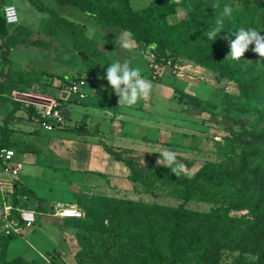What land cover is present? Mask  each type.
I'll return each instance as SVG.
<instances>
[{"label": "rangeland", "instance_id": "obj_1", "mask_svg": "<svg viewBox=\"0 0 264 264\" xmlns=\"http://www.w3.org/2000/svg\"><path fill=\"white\" fill-rule=\"evenodd\" d=\"M40 1L46 6L53 9L54 7L56 8V5L51 0ZM132 2V8L137 10L152 5L154 0H132ZM0 3L13 5L19 18V24L8 28L7 36L2 38L0 70L7 67L2 60L3 53L7 49L6 59L10 63L12 71L45 73V75H30V77H37V80L30 84L27 89L12 91L11 93L6 92L4 97L35 105L38 108L40 107V111L43 112L44 108L52 103V98L56 99L58 95L66 103L76 106L72 110H76L77 107L78 110L81 109L82 106L75 103L77 96L68 90L69 83L73 79L80 77L86 79L85 75L88 77L89 70L95 67V60L108 59V57L113 55L114 51H118L120 46L117 44H121L118 37L123 31L117 28L99 26V34L95 38L97 46L93 49V45L91 46L89 42L81 44L83 49L81 51L87 55V61H83L78 54L80 50L76 49L71 36L62 30L57 23L51 21L48 15H41L30 5L28 0H0ZM206 5L217 15V19L223 24L227 32V56L230 54V42L236 38L239 28H254L260 32V35L264 36V0H206ZM226 5L232 8L230 15L224 14ZM59 10L64 12V10L58 9L59 13H61ZM71 11L68 12L70 21L76 24H87L86 21L90 17L77 8H71ZM184 17H186V13L179 9L175 16L168 18V22L170 24L176 23ZM5 40L6 46H3L2 44ZM133 49L138 55L141 54V50L144 52L147 50L146 48L138 47L135 43H133ZM253 49L254 45H250L249 50L245 52L241 60H233L238 64L239 70L242 72L241 80L243 84H247L254 79L260 80L263 87L259 88L254 96L249 97L243 93H240L239 96L237 83L217 76L212 77L210 73L207 74L200 71L188 73L190 77L185 78L188 85L186 88L187 94L199 100L204 114L193 111L188 112L189 114L182 112L183 122L180 125L181 127H179L180 131H177L182 137L179 140L176 139V142L171 143V145H153L150 148V156L139 162L138 168L147 175H149L147 169L155 165H166V168H168L169 166L166 162L159 158L158 155H162L165 150H169L175 152L177 157L188 161V166L185 167L186 170L184 172H197L206 164L207 171L214 175H218L223 171L235 174L241 163V156L244 151H253L257 154L248 160V168L255 171L253 175L248 174L249 180L258 181L255 187L252 185L250 188H243L235 180H232V182L224 185L219 190L213 189V192H216L215 194H211L209 190L208 193L211 200L197 199L187 202L185 208L190 211L204 214L213 208L227 207L231 201H241L247 209L239 211L229 210L227 213L229 217L237 219L244 217L255 218V216H260L264 213V189L262 188L264 184H260L261 178L264 176V58L259 57ZM120 50L117 53H120ZM144 55L149 56V54ZM145 56H140L141 58L138 60L139 66H147L148 59ZM91 57H94L93 60ZM111 59L114 62L120 61L119 58L113 56ZM103 76H95L94 83L99 84L98 87H102L99 90V94L95 95V97L90 95L88 91L89 85L86 83L83 89L86 95L84 103L89 104V99L91 98H97L104 103L108 98L112 97L111 87L106 77ZM55 77L61 79L60 84L58 83L59 79ZM63 78L67 81L62 80ZM2 83L3 80L0 79V85ZM57 85L61 88H55ZM175 97L178 98L176 95ZM11 107L9 102H2L0 99V127L7 121V115ZM7 127L12 130V140L17 138L32 140L35 136L32 134L33 132L42 135L46 134L42 133L38 123L32 120L25 111L17 112L14 115V119L7 121ZM63 127L58 126L56 129H63ZM42 135L41 137H43ZM254 136H262L263 138L256 139ZM52 148L50 150L53 153L65 156L60 152L59 146L57 147L54 144ZM19 151L17 149V152ZM15 161L23 163L24 158L18 154L16 159H14ZM177 163L181 164V162ZM23 166V170L17 177H21L27 182H34L37 167L27 165V163ZM175 166L174 164L170 167ZM171 175L173 176L174 174ZM167 176L168 174H166ZM0 178H6L9 184L15 181V179L2 172H0ZM151 179L149 178L150 181ZM152 187L146 190L140 185H134L133 191H131L120 183L118 186L119 190L129 191L127 194L118 193V195L127 196L133 200L158 204L160 207H176L181 204V199L176 196L172 187L163 188L160 185H152ZM254 188L257 189L254 190ZM39 191L42 195H51L45 188H39ZM77 199L82 204H86L91 200V198L83 197H78ZM26 201L20 198L22 208H32L34 203H36L30 200ZM76 201L75 199L71 203L75 205ZM29 203H31L32 207H29ZM126 207L115 206L112 202L107 203L104 201L99 209L100 215L98 216V228L96 231L80 227V220L64 221L48 215L32 217L33 231L42 226L56 227L60 231L61 238L57 240V244L53 248L44 253L25 255L23 257L25 264H144V257H147L145 249L147 243L145 241L136 237L131 242V236L117 238L108 232L112 226H117V221H120L118 222V227L121 229V226L128 223L129 219L134 223L139 220V214L135 212L136 207L131 208V214H128L129 212L125 214ZM99 217L102 224H100ZM129 233L137 235L135 224L130 226ZM1 236H3V233L0 227ZM15 238H18V236H15ZM16 240L14 241L16 242ZM133 242L134 245H132ZM24 248L25 246L16 243L9 251V259L16 254L22 253ZM237 259L247 263L257 262V256L253 254L223 250L218 256V264H234Z\"/></svg>", "mask_w": 264, "mask_h": 264}, {"label": "trees", "instance_id": "obj_2", "mask_svg": "<svg viewBox=\"0 0 264 264\" xmlns=\"http://www.w3.org/2000/svg\"><path fill=\"white\" fill-rule=\"evenodd\" d=\"M58 6H69L79 9L90 17L97 25L104 28H117L123 32L130 31L133 34L134 43L140 48H148L152 55L154 66L161 67L170 63L174 64L180 58H184L199 67L205 68L216 76L237 83L240 93L246 96H254L259 88L263 87L259 79L242 83V72L238 64L227 56V32L223 24L217 19V15L206 5V0H154L153 4L134 10L129 0H54ZM39 13L46 14L57 25L68 33L73 39L77 50H83L79 45L81 29L78 25L60 16L54 9L46 6L40 0H28ZM2 3H0L1 5ZM181 9L186 17L176 23L170 24L169 17H173ZM220 22L221 33L215 40L208 39V32ZM7 27L0 18V36H7ZM6 40L2 44L6 46ZM156 47L152 48L151 45ZM1 46V42H0ZM8 50L3 53V62L7 65L0 70V99L9 102L11 110L7 115V121L14 119L19 111H25L28 116L39 123L43 119L41 109L35 105L25 104L4 97L6 92L22 91L37 80L30 75H45L44 72L23 73L12 71L10 63L6 59ZM148 78L149 73H147ZM57 78V77H55ZM59 79V78H57ZM61 80V79H59ZM66 80V79H62ZM67 81V80H66ZM178 100L185 105L203 110L200 102L194 96L179 93ZM78 101V99H76ZM57 108H60L62 100L57 99ZM7 121L0 127V149L27 151L34 154L40 149L29 141L23 139H11L12 130L7 127ZM9 125V124H8ZM35 136L39 133H32ZM256 139L262 136H254ZM114 160L122 162L129 169L128 179L146 190L155 185L172 187L176 196L181 199V204L176 207H160L158 204L147 203L140 200L115 198L98 195L75 194V205L82 211L81 219H66L68 221L80 220L83 229L96 231L98 228L99 209L103 202H112L115 206H127L125 214H131V208L136 207L139 214L138 221L121 226H112L108 232L117 238L131 236V242L137 237L147 243L144 264H218V256L223 250H234L240 253L257 256V262H244L237 259L234 264H264V213L255 218H233L228 216L229 210L239 211L247 209L241 201L229 202L227 207L213 208L208 213L200 214L185 208V204L191 200H211L209 190H219L224 185L235 180L239 186L250 188L257 185L258 181H250L249 175L254 170L248 168V160L257 154L253 151H244L241 163L235 174L223 171L218 175L210 173L206 164L194 173L182 172L178 177L172 176L171 167L155 165L148 168L147 175L133 160L121 158L119 153L106 151ZM163 159L162 155H158ZM164 161V159H163ZM177 162L188 166V161L177 157ZM166 171V173H164ZM166 174L168 176L166 177ZM244 174V175H242ZM149 178H152L151 181ZM260 184H264V176ZM256 183V184H254ZM264 189V185H262ZM257 188H254L256 190ZM264 192V191H263ZM11 204L16 207L20 198L25 200L35 199L42 203L32 191L25 188L18 181L14 182ZM78 197L91 198L86 204H82ZM47 203V202H45ZM49 204H52L49 202ZM40 209V206H39ZM264 209V208H263ZM12 214L19 217L17 212ZM100 224H102L101 218ZM130 222H132L130 224ZM136 225L137 235L129 233L130 226ZM101 227V226H100ZM106 230V229H105ZM14 236L0 237V263L1 264H25L24 258L16 256L7 258L8 243ZM134 245V242L132 243Z\"/></svg>", "mask_w": 264, "mask_h": 264}, {"label": "crops", "instance_id": "obj_3", "mask_svg": "<svg viewBox=\"0 0 264 264\" xmlns=\"http://www.w3.org/2000/svg\"><path fill=\"white\" fill-rule=\"evenodd\" d=\"M51 2L56 5L54 10L70 21L68 12L74 7L58 6L54 0H51ZM129 2L132 7V0H129ZM57 8L64 10V12L59 10L61 12L59 13ZM86 22L87 24L73 22L81 29L79 45L89 42L94 49L97 46L95 38L99 34V25L91 18H88ZM117 45L120 46L121 44L118 43ZM120 49V53H117L119 50L114 51L108 59L95 60V67L89 72L87 71L89 76L85 75V77L88 79L87 85H89L90 95L95 97L102 89V87H98L99 84L94 83L95 76L104 75L103 77H106L109 64L114 62L111 59L113 56L119 58L121 62L129 61L131 67L140 69L141 75L151 81L152 90L148 100L140 99L136 105L131 107L121 106L118 104V97L111 88L112 97L108 98L106 102L103 103L97 98H91L89 104H87L84 103L85 97L82 101L75 100V103L80 104L82 108L78 110L77 107L76 110H72L76 106L66 103L64 99L57 95L56 99L52 98L50 105L57 104V99L62 100L59 109L65 120L63 129L55 128L46 131L40 128L43 134L46 133L45 135L39 133L40 135L34 136L32 140H26L34 143L40 149L39 152L35 151L33 154L27 151L17 152L13 150L15 152L14 159L18 154L23 156L24 164L27 163V165L37 167V174L33 175L35 180L32 183L23 180L21 177L18 178L17 176L23 170L24 164L15 161L21 165L19 173L16 176L6 175L32 191L42 203L48 201L47 203L73 204L71 202L74 200L75 194L133 200L127 196L118 195V193L127 194L129 191L119 190L118 186L121 183L127 189L133 191V186L138 184H134L128 179L129 169L122 162L114 160L106 151L119 153L121 158L133 160L139 164L147 156H150V148L153 145H171V143L176 142V139L179 140L182 137L177 132L180 131L179 127L183 122L182 112L189 114L188 112L193 111L204 114L202 110L185 105L175 95L178 96L177 93L180 92L187 94L186 88L188 85L185 78L190 77L191 72L210 73L212 77L216 76L214 73L184 58H180L172 65L168 63L159 67L157 70L159 74L153 80L147 76V73L151 72L152 67H154L152 55L148 48L145 52L141 50L140 55L134 51L133 46L131 49H124L120 46ZM144 54H149V56ZM140 56H145L148 59L147 66H139ZM93 58L91 57L92 60ZM83 61H87V55L86 60ZM58 83H61L60 80ZM58 86L55 88H61ZM54 144L57 147L59 146L60 152L65 156L55 154L50 150ZM0 172L2 171L0 170ZM14 182L9 184L6 178H0V205L5 201L7 204L12 202ZM39 188H45L51 195H42ZM30 201L37 203L35 199ZM19 207L22 208L21 202ZM62 220L68 221L66 219ZM33 230L34 226L23 236H18V238L14 236L9 241L7 247L8 259L9 251L16 243L25 246V248L22 253L16 254L14 257L20 256L23 258L28 254H41L48 251L61 238L60 231L56 227L42 226L35 231ZM14 257H11V259Z\"/></svg>", "mask_w": 264, "mask_h": 264}, {"label": "built area", "instance_id": "obj_4", "mask_svg": "<svg viewBox=\"0 0 264 264\" xmlns=\"http://www.w3.org/2000/svg\"><path fill=\"white\" fill-rule=\"evenodd\" d=\"M0 18H2L7 27H13L19 22L17 10L10 4L0 5ZM152 68L153 70L149 72V76L154 80L159 73L157 72L158 67L154 66ZM86 83L87 79L82 77L73 79L68 85V90L73 95H76L78 100H83L86 97L83 91ZM56 105H48L44 108L42 112L43 119L38 123L39 128L50 131L58 126H64V117ZM14 157L15 152L13 150L0 149V170L3 173L11 176H16L19 173L21 165L14 162ZM21 199L26 201L24 198ZM29 205V207H32L31 203ZM12 211L17 212L19 217L14 216ZM39 215H48L58 219H81L83 217L82 211L76 205L69 203H34V206L28 209L20 208L19 204L14 207L11 203L7 204L5 201L0 205L1 231L4 236H23L33 227L32 217Z\"/></svg>", "mask_w": 264, "mask_h": 264}, {"label": "clouds", "instance_id": "obj_5", "mask_svg": "<svg viewBox=\"0 0 264 264\" xmlns=\"http://www.w3.org/2000/svg\"><path fill=\"white\" fill-rule=\"evenodd\" d=\"M232 8L225 6L224 14L230 15ZM220 22L217 26L208 32V39L215 40L221 33ZM121 47L131 49L134 43L133 34L130 31L121 33L118 37ZM254 45L253 51L261 58H264V36L260 35L254 28L238 29L236 38L230 42V54L234 60H241L245 52L249 50V46ZM155 48L156 45H151ZM106 79L110 87L114 90L118 97V104L125 107H131L138 103L140 99L148 100L151 95L152 83L141 75L138 68L130 66V62L125 60L121 63L119 60L110 63L106 71ZM163 159L167 165H176L171 167V172L175 176H179L186 170L185 165L177 163V154L175 152L165 150L162 153Z\"/></svg>", "mask_w": 264, "mask_h": 264}, {"label": "water", "instance_id": "obj_6", "mask_svg": "<svg viewBox=\"0 0 264 264\" xmlns=\"http://www.w3.org/2000/svg\"><path fill=\"white\" fill-rule=\"evenodd\" d=\"M78 54H79V56L81 57V59L86 60V55H85V53H83V52H79Z\"/></svg>", "mask_w": 264, "mask_h": 264}]
</instances>
